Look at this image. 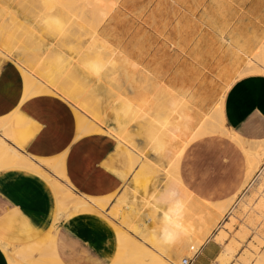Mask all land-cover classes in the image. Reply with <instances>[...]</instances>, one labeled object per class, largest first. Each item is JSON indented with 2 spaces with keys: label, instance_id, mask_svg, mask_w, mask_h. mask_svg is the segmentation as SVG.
Here are the masks:
<instances>
[{
  "label": "rangeland",
  "instance_id": "1",
  "mask_svg": "<svg viewBox=\"0 0 264 264\" xmlns=\"http://www.w3.org/2000/svg\"><path fill=\"white\" fill-rule=\"evenodd\" d=\"M83 1L0 0V31L13 40L17 38V41L15 40L17 43L20 41L16 50L22 51L23 54L27 53L25 59L28 61L21 62L9 51L0 47V62L10 61L20 72L23 84L22 99L50 93L66 101L73 110L76 138L92 133H103L114 138L116 150L126 162L124 170L128 173V181L112 195L94 197L74 192L65 172L63 153L51 157H37L20 150L33 135L34 127L32 120L17 110L4 116L12 118L13 135H5L1 131L0 136L6 143L14 149L17 148L16 150L44 169L48 176H53L55 181L68 192L87 203L88 208L95 211L101 219L112 223L117 228L120 227L119 229L127 232L140 245L157 254L164 264H181L183 257L192 256L189 250L182 248V231L180 230L179 234L172 237L169 243H163L161 239L163 230L170 228L174 222L183 223V219L189 217L192 208L197 209V214L193 217L201 215L203 207L197 201L199 199L192 198V195L189 198L188 192L181 184V188H184L183 190L187 193L175 184L176 172L171 171L172 168H166L173 165L159 157L157 162L153 149L143 137L150 139L156 132L170 128L165 127V124L167 126L170 123L169 120L167 121L166 117L169 115L166 111L182 108V103L173 101V98L166 103L158 100L162 93L161 95L156 92L153 94L154 87L151 84L156 82L155 80H160L175 93L185 94L186 98H189L199 109H203L202 111H208L218 99V94L224 97L227 88L236 78L251 73H238L242 69L245 54L237 47L239 43L251 42L252 44L255 38L264 41V0H93L97 1L96 3L92 0L88 2L85 0L84 3ZM91 2L95 4V8ZM79 5L81 8L83 5L84 7L81 9ZM31 34L33 38L28 37ZM27 37L29 40H26ZM44 54L47 56L45 57ZM250 57L258 65L257 68L264 72V61L257 60L253 55ZM130 68H134L131 71L133 74ZM134 71L142 72V76L144 74L146 76L144 79L141 77L143 81L139 78V81H142V85L139 82V86L148 87L149 85L153 88L142 87L141 90L136 87L138 72L134 74ZM140 73H138L139 76ZM124 76L125 78L130 76V80L124 79ZM149 77L150 79L153 77L152 81ZM26 78H29L31 82L34 81L32 86L35 87H32V90L37 89L36 92L31 91V93L28 88V90L25 89L26 94H30H25L24 80ZM147 79H149L148 82ZM27 84L28 82L25 83V88ZM39 85L44 86L45 90L37 93ZM62 87L64 89H61ZM145 89H148L150 96ZM181 90L184 93H181ZM141 94L142 99L139 96ZM143 95L151 100L145 99ZM138 96L141 101L137 98ZM159 107L166 108L165 111L161 110L162 115L158 112ZM126 108H131V111L126 112ZM78 114L79 118L81 116L84 118L78 121ZM111 115L124 125L125 133L118 134L106 128L104 121L108 119L107 122H113ZM156 115L161 117L157 118H160L159 123L164 128L159 125ZM100 117L104 119L100 120ZM83 121L85 122L82 123ZM84 124H88L86 129ZM90 124L94 126L91 125L92 129ZM79 128L81 129L78 130ZM140 141L143 143L141 144ZM136 143L138 147L141 146V149L145 147L144 152L134 145ZM147 143L149 147L146 148ZM41 160H56L59 167L57 169L46 167ZM154 164L159 165L156 170L153 168ZM60 169L63 172H59ZM8 170L30 173L24 169ZM127 173L123 172V176ZM38 177L46 183L45 177ZM132 181H135L134 187L137 186L139 190L137 194L143 197L135 219H139L138 222L141 223L139 227L143 223L146 226L150 225L148 227L152 228L150 235L135 232L122 222L124 219L122 220L121 214H118V211L131 209L128 205L131 198L128 187L130 184L133 185ZM46 185L54 198V216H57L55 212L58 209H60L58 212L63 209L61 213L69 211L71 214L82 210L81 203L78 202L79 205L73 201L67 203L70 202L68 199L62 200V205L59 204L52 191L53 186L47 183ZM172 189L178 192L179 199L183 203L182 216L178 212H170L171 205L164 202L165 194ZM145 200L148 202L145 203ZM64 204L67 207L70 204L73 207L74 204L76 209L66 208ZM97 204L104 206L99 207ZM230 204L231 207L227 208L210 233L215 235V240L221 243L220 253L225 254L219 260L216 258L215 264H264V165L248 188ZM62 220L66 219L56 217V228ZM10 221L18 223L16 217H11ZM20 228L32 238L29 245L25 244V249L23 248L25 245L10 248L4 236H2L3 246H1L5 253L12 252L17 259V264H31L32 256L36 258L34 255L39 261L44 257L52 259L53 255H58L55 248L56 235L53 241L56 253L53 249L54 253L51 255L52 252L49 253L51 250L44 249L45 246H49L48 241L54 237L52 234L54 235L55 230L52 232L50 230L52 224L43 235H38L23 222H20ZM47 232H50L49 235ZM28 246L36 249L31 248V255L28 254L27 249L30 248ZM116 246L113 232L110 254L103 264H132L131 253L122 249L116 251Z\"/></svg>",
  "mask_w": 264,
  "mask_h": 264
},
{
  "label": "crops",
  "instance_id": "2",
  "mask_svg": "<svg viewBox=\"0 0 264 264\" xmlns=\"http://www.w3.org/2000/svg\"><path fill=\"white\" fill-rule=\"evenodd\" d=\"M46 94L22 99L20 72L12 62H0V117L17 110L30 118L34 127L33 135L20 150L37 157L63 153L71 188L80 195L98 197L119 191L129 176L124 170L126 162L116 150V140L103 133L76 138L71 106L55 94ZM223 112L227 128L247 141L264 139V72L236 78L226 90ZM4 120L11 123L13 135L11 116L0 119ZM239 148L220 135L190 143L178 165L179 178L186 191L200 201L219 205L228 203L236 194L235 202L249 186L242 187L247 168ZM123 172L127 174L123 176ZM53 211L52 192L41 177L19 170L0 173V238L4 236L10 248L28 244L32 239L22 231L20 222L43 235L53 222ZM11 217H16L18 223L11 222ZM112 240V230L100 218L76 215L60 222L55 248L67 264H103L110 254ZM221 251V243L215 240V235H210L192 253L191 264H215L216 258L225 256ZM0 264H9L1 246Z\"/></svg>",
  "mask_w": 264,
  "mask_h": 264
},
{
  "label": "bare ground",
  "instance_id": "3",
  "mask_svg": "<svg viewBox=\"0 0 264 264\" xmlns=\"http://www.w3.org/2000/svg\"><path fill=\"white\" fill-rule=\"evenodd\" d=\"M84 1H83V3H84ZM86 2H88V0H86ZM93 2H95V1H93ZM93 2H91V3H92V6H94V8H95L96 6H95V4L93 5ZM99 3H101V2H99ZM81 5H79V7ZM84 5H86V4H84ZM84 5H83V7H84ZM99 5H101V4H99ZM70 7H72V6H70ZM72 9H74V7H72ZM97 9H99V8H97ZM88 10H89V8H88ZM37 11H39V10H37ZM96 14H99V13H96ZM1 18H2V16H1ZM28 37L33 38L32 37V34H31V36H28ZM28 37H27L26 40H29ZM16 39L14 38V40H13L9 36H6L4 32L0 31V47L3 48V49H5V50H7V51H9L12 55H14V57L18 58L21 62H25L26 61V59H25L26 56L25 55H27V53L26 54L25 53L23 54L22 51H21L22 52L21 53V52H18V50H16V48H17L16 46L20 42L19 39H18L19 42L17 43L16 42L17 41ZM222 39H224V38H222ZM80 40H81V38H80ZM96 40H98V39H96ZM96 40H95V42H96ZM100 41H101V39H100ZM224 41H225V39H224ZM23 42H25V41H23ZM95 42H94V45H95ZM78 43H80V42H78ZM68 44H70V42ZM97 44H99V43L97 42ZM80 45L82 46V43ZM80 45H78V46H80ZM86 45H87V43H86ZM72 47H73V45H72ZM237 48H238V50H240V52L242 51L243 54H245V59L243 60L244 62L242 61L243 62L242 69L239 70L238 73L239 74L247 73V72H251V73H262V71L257 68L258 65L251 60V57L252 56L250 57V55H253L259 61H264V41L262 39H260V38H255L253 40V43L252 44H251V42H248V43H239ZM49 53L51 54L52 52H49ZM46 54H48V53L46 52ZM232 54H234V53H232ZM28 56H29V54H28ZM46 56L47 55H45V57ZM40 58H42V57H40ZM26 62H28V61H26ZM239 66H241V65H239ZM133 69L134 68H130V72ZM140 71H142V70H140ZM136 72H138V71H136ZM136 72L134 71V74ZM131 73L133 74V72H131ZM138 73H140V72H138ZM138 73H136V76L138 75V81H137L138 86H136V87H138L139 89H141L142 87H144V88L151 87V86L148 85L151 82H149L148 84L146 83L148 85V87L147 86L146 87L145 86H141L142 85L141 82L143 81L141 77H143V79H144L146 76H145V74H144L145 77L142 76L143 75L142 72L140 73V76H139ZM143 73H144V71H143ZM80 74H82V72ZM136 76L133 75V77H134L135 80H137L136 79ZM125 77L126 76H124V79L130 80L129 79L130 76H129V78H125ZM133 77L131 79H133ZM139 78H140V80H142L141 82L139 81ZM149 79H150V77H149ZM149 79H147V82H148ZM144 81H146V80H144ZM155 81L156 82H154V83L151 84L154 87V89L152 90L153 91V94L156 92L157 94L160 93L159 95H161V93H162V95L160 96V98L159 99L157 98V99L158 100H162L163 103L164 102L166 103V101L169 102V100L173 98V101L181 102L182 103V105H181L182 108H181V110H180V108H178L176 110H167L166 111V114L169 115L166 118H167V121L168 120L170 121V123H169V125L167 124V126L165 124V127H170V128H168V129H162L161 131L156 132V134H154L153 137H150V139H147L146 136H143L144 134L142 136L145 138V140L148 141L149 145L151 146L150 148L153 149V152H154V154L157 157V162H158V157H159V158H162L164 161H166V163L167 162L168 163L170 162L173 165V167L170 166V168H168V167H166V168L167 169H171L172 168L171 171L176 172V174H175L176 179L174 181L175 184L176 185H179V187L181 188L180 184L182 185V183H181V180L179 178L178 165H179L180 158L182 156V153H183L184 149L190 143H192L195 140H198L200 138H203V137H206V136H212V135H220V136H225L230 141H232L233 143L237 144L241 148V150L243 151L244 156H245L246 168H247V171L245 170L246 173H247V176L245 178V181L243 182L242 187H246V186L250 185V183L254 179L253 174L255 172L258 173L260 171V169L264 165V139H260V140H252V139H250L251 141H247L238 132H236L234 130H231L230 128H227L226 127V125H225V118H224V112H223V99H224V97H222V95L219 96V94H218V99H216V101L213 103V105L210 107V109H208V111L205 110L206 112H204V111H202L203 109L201 110V109H199V107L195 106V104L189 98H186L185 94L184 95H180L178 93H175L173 90H171V88H169L168 86H166L165 84H163V82H161L160 80H155ZM27 82H28V84H27L28 86H27L26 89L28 90V88H29L30 92L31 91L33 93L36 92L37 89L34 90V88H33V90H32V87H35V86H32V82H34V81L31 82V80L29 78L28 79L26 78L25 83H27ZM139 82L141 83V85H140L141 87L139 86ZM36 84H38V83H36ZM167 84H170V83H167ZM38 87H39V90L37 91V93L45 90L44 86L42 87L41 85H39ZM153 87H151V88H153ZM170 87H171V85H170ZM61 89H64V87H62ZM172 89H174V88H172ZM145 90L147 91L148 89H145ZM177 90H178V88H177ZM182 90H184V89H182ZM182 90H181V93H184V92H182ZM148 92L149 91H147V94H148ZM27 94H30V93H27ZM139 96L141 98L142 97V94L139 95ZM139 96L137 98H139ZM145 96H147V95L145 94ZM169 96H171V98ZM140 98H139V100L141 101V99L143 97L141 99ZM146 98L147 97H145V99ZM145 99H143V100H145ZM147 99H149V98H147ZM149 100H151V99H149ZM129 104L130 103H128V105ZM133 104H135V103H133ZM202 107H204V105ZM156 108H157V106H156ZM165 109L166 108H164V109H161L160 108V111L158 109L159 114H160V112L165 111ZM167 109H168V106H167ZM125 111L126 112L127 111L130 112L131 111V108H126ZM157 115H156V118L157 117H160V116H157ZM160 115H162V114H160ZM80 118H84V117L81 116ZM80 118H79V114H78L77 120L79 121ZM100 118H101L100 120L104 119V117H100ZM111 118H112L111 121H113V122H107L108 119L106 121H104V123L106 125V128L108 130H110L111 132H116L118 134H123L122 132H124V130H125L124 129V125H122L118 120H116V118H115L114 115H111ZM156 118H154V119H156ZM160 118H157L158 123H159ZM84 122L85 121H83L82 123H84ZM86 123H88V122H86ZM86 125H88V124H86ZM86 125L84 126L85 129L87 127ZM91 125L92 124H90V127H91ZM159 125L162 126L161 123H159ZM81 126H83V124ZM92 127H94V126L92 125ZM92 127H91V129H92ZM125 127H127V126L125 125ZM128 127H129V125H128ZM11 129H12V126H11V123L10 122H7L6 120L0 121V132L2 131L5 135L12 136L11 135ZM80 129L81 128H79L78 130H80ZM9 136H7V137H9ZM145 140H144V142H145ZM137 141L139 142V140H137ZM140 142H141V144L143 143L142 141H140ZM148 143H147V145H145L146 148L148 146ZM137 144L138 143H136L134 145H137ZM137 147H138V145H137ZM140 147L141 146H139L138 148H140ZM143 149H141V150L144 152ZM148 150L151 151L150 149H148ZM148 150H146V151L148 152ZM41 163H43V165H45L46 167H50V168L51 167H56V169H57L59 167V163L56 160H54V161L41 160ZM157 164H159V163H157ZM157 164H154L153 165V168L155 170L157 169V166H159ZM167 166H168V164H167ZM161 167H162V165H161ZM12 168L24 169V170L29 171L31 174H34L36 176L45 177L46 183L49 184V185H51V186H53L52 187V191L54 192L55 198L57 199V201L60 202L59 204L62 205V200H64V199H65V201H66V199H68V201H70V202H67V203H71L72 201L73 202H76L78 205H79V203H81L82 210L80 209V211L72 212L73 214H71L69 211H65V212L61 213L63 211V209L61 210V212H58V211H60V209H58L56 211L57 213L55 212V215H57V216H54L53 222H52V229H50L51 232H52V230L53 231L55 230V233L53 232L54 235L52 234V236H54V237L52 238V236H51L52 239H50L48 241L49 242V246L46 247L44 245L46 247V248L44 247V249H47L48 248V250H51V251H49V253L52 252L51 255H53V253L55 251L54 246H53V241H54V238H55L57 229H58V228L55 227L56 217H59V218L61 217V218H64V219H69V218H71L73 216H76V215H91V216L93 215V216H96V217L100 218V220L102 222H105L107 224L108 228L115 233V239H116V242H117V246H116L117 249H116V251H119V250L122 249L123 251H126L128 253H131V255H132L131 256L132 264H164V262L161 260V258L157 254L152 253L150 250H148V248L143 247L142 245H140V243H138L135 239H133L127 232H125L124 230L119 229L120 227L117 228L112 223L107 222L106 220L101 219V217L97 213H95V211L93 212V211L90 210L91 208L90 209L88 208V205H86L87 203H85L84 201L79 200V198L77 196L73 195L71 192H68L67 189L63 188L60 184L57 183V181H55V178L53 176H50V175L48 176V174H46V172L44 171V169H42L40 166H38L36 163H34L31 159H28L27 157H25L20 151L14 149L11 145H9L8 143H6V141L0 136V173L5 172L8 169H12ZM60 168H62V166H60ZM52 169H54V168H52ZM62 169H60L59 172H63ZM160 172H162V171L160 170ZM57 174H58V172H57ZM134 182L135 181H132L133 185L130 184L131 186L129 185V187H128V193H130L129 194V197L131 195V198L129 200V204L128 205L130 206L131 209H130V211H123V210L122 211H118V214L119 215L121 214L122 220L124 219L122 222H125L129 227L132 228V230L134 229L135 232L137 231L138 233H145V234L147 233V235H150V233H152V230H151L152 228L151 229L148 228L150 225L149 226H146V224L143 223V225L139 227L138 226L139 223H140V222H138L139 219L138 220L135 219V217H136L135 215H136L138 209L140 208L141 202H143V197H142V195H138L137 194L139 190H138L137 186L134 187ZM129 183H130V181H129ZM185 190H183V191H185ZM239 190H240V188H239ZM237 193H238V191H237ZM190 196L191 195L189 194V198H191ZM235 196H236V194H233L230 197L229 202H228L229 204H230V202L232 203V201L235 198ZM192 198H194V197H192ZM98 200L101 201L102 199H98ZM197 201H199L200 206L203 207V210L201 209L202 210L201 211V215H197L196 217H193V215L197 214V212H196L197 209L194 210V208H192V211L190 212V214L185 209L188 212L187 213L185 211L187 214H189V217L184 218L183 219V223L180 224L181 225V231H182L181 241L183 242V247L182 248L183 249H186V250H189L191 254L194 253L198 249V247L200 245H202V243L210 235L212 229L220 221V219L222 218V216L226 212L227 208H229L230 205H231V204L229 205L228 203L225 204L224 203L225 201L223 202V205H219V203L214 204V203L204 202V201H200V200H197ZM147 202L148 201H146L145 203H147ZM192 203H193V201H192ZM97 205L99 206V204H97ZM196 205H198V203ZM64 206L66 208H75L76 207V206L74 207V204H73V207H71V204H70L69 207H67V205H65V204H64ZM100 206L103 207L104 205L101 204ZM200 206H199V208H200ZM57 207L59 208L60 205L57 206ZM65 207H64V209H65ZM192 207H194V206H192ZM118 210H120V209H118ZM115 212L117 213V211H115ZM95 222H96V220H95ZM98 225H100V224L98 223ZM140 225H141V223H140ZM47 233L49 235L50 232H47ZM49 238H50V236H49ZM42 240H43V238H42ZM37 243L40 244L39 241H37ZM6 244H8V243H6ZM71 244H72V242H71ZM88 244H89V242H88ZM51 245H52L53 248L51 247ZM0 246H3V243H2V239L1 238H0ZM33 246H35V245H33ZM28 247H30V246H28ZM49 247H50V249H49ZM23 248L25 249L26 248V245ZM31 248H33V247H30V248L27 249L29 251V252L28 251L27 252L30 255H31V251H32ZM34 249L35 248H33V250ZM53 249H54V251H53ZM43 252H44V250H43ZM55 253H56V251H55ZM6 255H7L9 264H17V259L12 254V252L7 253V251H6ZM39 256L41 257V255H39ZM36 258H33V256H32V258H31L32 261L30 260L31 264H67V263H65L60 258L59 255H56V254H55V256L54 255L52 256V259H47V258L44 257V258H42V260L40 259V261H39V259H36Z\"/></svg>",
  "mask_w": 264,
  "mask_h": 264
},
{
  "label": "clouds",
  "instance_id": "4",
  "mask_svg": "<svg viewBox=\"0 0 264 264\" xmlns=\"http://www.w3.org/2000/svg\"><path fill=\"white\" fill-rule=\"evenodd\" d=\"M164 202L171 205L170 212L179 213L181 216L183 214V203L179 199L178 192L175 189L169 190L164 196ZM181 230V225L179 222L172 223L170 228H165L163 230V235L161 237L163 243H169L171 238L179 233Z\"/></svg>",
  "mask_w": 264,
  "mask_h": 264
},
{
  "label": "built area",
  "instance_id": "5",
  "mask_svg": "<svg viewBox=\"0 0 264 264\" xmlns=\"http://www.w3.org/2000/svg\"><path fill=\"white\" fill-rule=\"evenodd\" d=\"M181 264H191V257H183L181 259Z\"/></svg>",
  "mask_w": 264,
  "mask_h": 264
}]
</instances>
